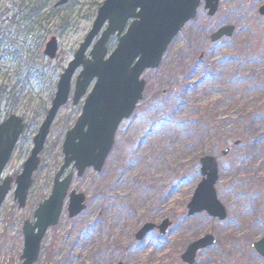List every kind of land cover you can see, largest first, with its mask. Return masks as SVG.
Here are the masks:
<instances>
[{"label": "rangeland", "instance_id": "1", "mask_svg": "<svg viewBox=\"0 0 264 264\" xmlns=\"http://www.w3.org/2000/svg\"><path fill=\"white\" fill-rule=\"evenodd\" d=\"M58 1L0 0L1 118L14 115L26 124L3 177L21 174L60 77L106 0H72L55 9ZM263 7L264 0H220L209 17L202 1L159 68L143 75V99L120 125L102 171L88 170L82 178L74 171L69 194L84 195L86 209L70 218L68 194L35 264H184L188 246L207 235L217 242L195 264H264L252 248L264 238ZM225 27L234 28L232 37L213 43L212 35ZM52 38L58 40L55 60L44 55ZM116 46L112 38L109 52ZM83 103L73 106L71 95L59 112L26 207L19 209L14 187L1 207L0 264L23 263L24 223H35V211L51 195L66 133ZM207 156L218 162L215 189L227 211L224 221L207 213L188 216ZM164 221L171 226L162 237ZM146 224L157 228L137 241Z\"/></svg>", "mask_w": 264, "mask_h": 264}, {"label": "water", "instance_id": "2", "mask_svg": "<svg viewBox=\"0 0 264 264\" xmlns=\"http://www.w3.org/2000/svg\"><path fill=\"white\" fill-rule=\"evenodd\" d=\"M72 0H59L56 8ZM203 0H106L98 10L92 30L76 52L73 60L60 77L57 92L44 123L33 139V150L15 179L3 177L13 152L25 131L24 120L17 116L1 120L0 114V209L14 187V199L19 209L27 205L33 176L41 165L40 155L45 149L53 123L59 112L69 103L72 82L76 78L72 104L84 100L82 112L75 125L66 133L62 145L63 165L55 176L50 197L34 213L35 223L26 221L23 226L24 250L22 264H35L41 244L51 227L61 217L64 202L76 176L82 178L88 170L100 173L110 156L120 125L131 118L143 99L146 88L143 75L159 68L172 41L182 29L195 20ZM209 17H214L220 0H204ZM260 14L264 15V8ZM233 27H225L212 35L213 43L231 38ZM116 38L117 46L109 52V44ZM58 40L52 38L44 55L55 60ZM92 88L89 95L88 91ZM86 97V98H85ZM229 149L223 152L227 156ZM202 182L188 205V216L207 213L224 221L227 211L217 198L215 186L219 181V166L214 157L200 160ZM68 171H71L67 174ZM70 218L79 216L85 209V196L69 194ZM171 226L164 221L158 227L166 235ZM157 227L146 224L136 235L142 241ZM216 238L207 235L188 246L182 255L184 264H195L199 252L213 247ZM255 253L264 258V238L254 243Z\"/></svg>", "mask_w": 264, "mask_h": 264}, {"label": "trees", "instance_id": "3", "mask_svg": "<svg viewBox=\"0 0 264 264\" xmlns=\"http://www.w3.org/2000/svg\"><path fill=\"white\" fill-rule=\"evenodd\" d=\"M2 92H4V91H0V105H1V103L3 101V97H4V95H2Z\"/></svg>", "mask_w": 264, "mask_h": 264}, {"label": "flooded vegetation", "instance_id": "4", "mask_svg": "<svg viewBox=\"0 0 264 264\" xmlns=\"http://www.w3.org/2000/svg\"><path fill=\"white\" fill-rule=\"evenodd\" d=\"M57 3H58V2H57ZM57 3H56V4H57ZM56 4L54 5V8H55V9H58V8L55 7ZM263 8H264V7H263ZM260 10H261V9H260ZM259 14H260V11H259ZM260 15H261V14H260ZM32 188H33V186H32ZM32 188H31V189H32ZM30 191H31V190H30ZM262 258H263V257H262ZM263 259H264V258H263Z\"/></svg>", "mask_w": 264, "mask_h": 264}]
</instances>
